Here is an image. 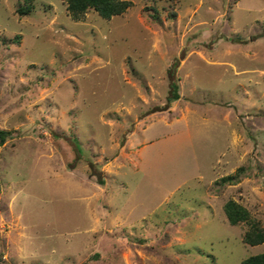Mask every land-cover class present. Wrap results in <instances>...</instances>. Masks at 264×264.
<instances>
[{"label":"rangeland","instance_id":"obj_1","mask_svg":"<svg viewBox=\"0 0 264 264\" xmlns=\"http://www.w3.org/2000/svg\"><path fill=\"white\" fill-rule=\"evenodd\" d=\"M0 0V264H240L264 252V0ZM171 69L179 98L167 110ZM76 142V145L74 144ZM244 166L235 185L216 180Z\"/></svg>","mask_w":264,"mask_h":264},{"label":"trees","instance_id":"obj_2","mask_svg":"<svg viewBox=\"0 0 264 264\" xmlns=\"http://www.w3.org/2000/svg\"><path fill=\"white\" fill-rule=\"evenodd\" d=\"M67 3V9L73 19L84 18L85 13L92 9L101 17L109 19L114 15L122 14L132 5L128 0H63ZM34 8V0H22L16 8L18 15H26ZM174 72L169 69V90L166 96V103L151 108L146 114L156 111L167 110L170 103L179 98L178 84L174 79ZM9 131L0 128L1 144L5 142ZM74 144L77 147L76 142ZM246 176L244 166H239L234 173L226 174L216 180V184L235 185ZM223 211L229 224L237 225L242 222L247 223V229L242 234V241L249 245H257L264 242V226L250 215L249 210L233 198L227 199L223 204ZM240 264H264V252L250 255L244 258Z\"/></svg>","mask_w":264,"mask_h":264},{"label":"water","instance_id":"obj_3","mask_svg":"<svg viewBox=\"0 0 264 264\" xmlns=\"http://www.w3.org/2000/svg\"><path fill=\"white\" fill-rule=\"evenodd\" d=\"M0 142H1V140H0Z\"/></svg>","mask_w":264,"mask_h":264}]
</instances>
